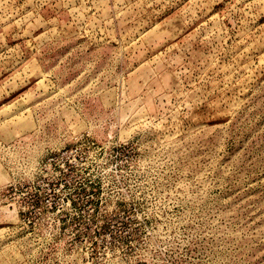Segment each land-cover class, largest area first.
<instances>
[{"label":"rangeland","instance_id":"374dc122","mask_svg":"<svg viewBox=\"0 0 264 264\" xmlns=\"http://www.w3.org/2000/svg\"><path fill=\"white\" fill-rule=\"evenodd\" d=\"M0 264H264V0H0Z\"/></svg>","mask_w":264,"mask_h":264}]
</instances>
